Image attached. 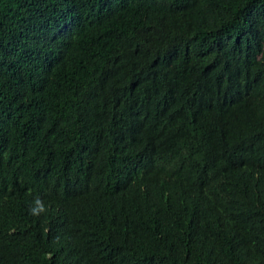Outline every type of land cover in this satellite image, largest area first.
<instances>
[{"label":"trees","instance_id":"obj_1","mask_svg":"<svg viewBox=\"0 0 264 264\" xmlns=\"http://www.w3.org/2000/svg\"><path fill=\"white\" fill-rule=\"evenodd\" d=\"M0 264H264V0H0Z\"/></svg>","mask_w":264,"mask_h":264},{"label":"clouds","instance_id":"obj_2","mask_svg":"<svg viewBox=\"0 0 264 264\" xmlns=\"http://www.w3.org/2000/svg\"><path fill=\"white\" fill-rule=\"evenodd\" d=\"M35 205L37 207H34V208H31L30 211L33 215H38L40 212H43L45 211L46 209L44 208L41 200L39 198H37L35 201H34Z\"/></svg>","mask_w":264,"mask_h":264}]
</instances>
